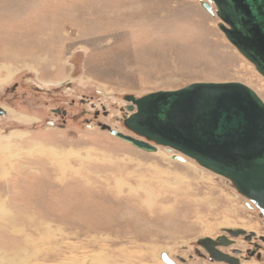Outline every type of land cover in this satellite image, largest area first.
I'll use <instances>...</instances> for the list:
<instances>
[{
  "label": "rangeland",
  "instance_id": "rangeland-1",
  "mask_svg": "<svg viewBox=\"0 0 264 264\" xmlns=\"http://www.w3.org/2000/svg\"><path fill=\"white\" fill-rule=\"evenodd\" d=\"M216 21L199 0H0V264H211L196 238L264 232L228 178L99 125L133 134L123 94L192 81L264 100Z\"/></svg>",
  "mask_w": 264,
  "mask_h": 264
},
{
  "label": "water",
  "instance_id": "water-1",
  "mask_svg": "<svg viewBox=\"0 0 264 264\" xmlns=\"http://www.w3.org/2000/svg\"><path fill=\"white\" fill-rule=\"evenodd\" d=\"M218 16V28L264 76V0H200ZM121 109L123 124L133 134L99 123L111 135L144 151L162 145L175 151L171 157L183 161L181 153L198 164L228 178L245 197L264 213V100L240 81H192L173 89H158L142 95L125 93ZM5 111L0 107V113ZM125 115V116H124ZM230 236L242 227H223ZM195 242L216 260L238 264V258L216 245L231 242L222 233ZM167 264H176L162 250ZM235 261V263H233Z\"/></svg>",
  "mask_w": 264,
  "mask_h": 264
},
{
  "label": "flooded vegetation",
  "instance_id": "flooded-vegetation-1",
  "mask_svg": "<svg viewBox=\"0 0 264 264\" xmlns=\"http://www.w3.org/2000/svg\"><path fill=\"white\" fill-rule=\"evenodd\" d=\"M122 120H123V115H122L121 121ZM247 200H251V199L247 198ZM247 200L245 201V204H247L248 207H250V205L248 204L249 202ZM252 203L255 209L258 210V215L260 219L262 220L261 222L262 225L264 226V213L254 204L253 201ZM242 228L245 230V232L238 236H234V237L225 233V231H221L222 233L226 234V237L230 239L231 242L227 245H216V248L224 253L237 257L238 264H264V232H258V230L256 229H246L243 226ZM217 236L218 235H216L215 237H212V236H209V237L211 239H215ZM240 241H242V247L238 246V242ZM194 243H195V247L193 248L194 253L198 255V257H200L202 260H206L210 262L211 264H229L227 261L214 259L210 254H208L204 250L203 247L197 244L195 240H194ZM193 256L194 254L192 255L189 254V258H193ZM178 258L180 259V262H175V258H171V259L176 264H188L186 262V258L180 255L178 256ZM233 263H235V261H233Z\"/></svg>",
  "mask_w": 264,
  "mask_h": 264
},
{
  "label": "bare ground",
  "instance_id": "bare-ground-1",
  "mask_svg": "<svg viewBox=\"0 0 264 264\" xmlns=\"http://www.w3.org/2000/svg\"><path fill=\"white\" fill-rule=\"evenodd\" d=\"M199 1H200V0H199ZM211 8H212V12H209V11H208V12H209V14H211L212 16H215V15H216V14H215V5H214L213 3H212V7H211ZM218 19H219V18H218ZM217 22H218V21H216V25H217ZM125 115H126V114H125ZM125 115H124V116H125ZM158 146H161V145H157V149H158ZM163 147H165V146H163ZM165 149L167 150L166 147H165ZM156 151H157V150H156ZM167 151H168V150H167ZM169 152H170V158H172V157H171V154H172L173 152H175V151L172 150V151H169ZM178 154L181 155V156L183 157V159H184V157H186L185 155H183V154H181V153H178ZM180 161H181V160H180ZM183 161H185V159H184ZM247 201L249 202L248 204L250 205V207L255 208L251 200H247ZM222 225H223V224H222Z\"/></svg>",
  "mask_w": 264,
  "mask_h": 264
}]
</instances>
